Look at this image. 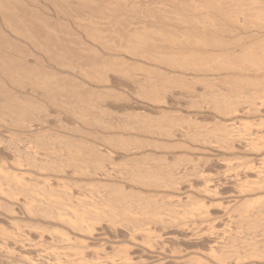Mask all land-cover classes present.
Listing matches in <instances>:
<instances>
[{
	"label": "bare ground",
	"instance_id": "6f19581e",
	"mask_svg": "<svg viewBox=\"0 0 264 264\" xmlns=\"http://www.w3.org/2000/svg\"><path fill=\"white\" fill-rule=\"evenodd\" d=\"M138 1L143 3V4L144 3L148 4V5L152 6V7L146 8V6L144 5L145 6L144 10L143 9H139V7L137 5H135L133 0H0V128H2V132L5 133V134L3 133L4 135L8 134L6 136L7 137L10 136V139H8L9 137L8 138L6 137L10 142H11V139L14 138L13 139L14 141L16 139L17 141H21L22 143H24V145H26L27 142H28V139L29 138H36L38 133L42 131L43 127L47 126V128H50L51 126H53L51 124H54V123L50 122L53 111L50 110V111H52V112H50L48 110V108L46 109L45 106L47 104H49V109L52 108L55 111H56V109H58V112H60L59 109H61V106L64 107V105H66V106L69 105L68 108H70V109L73 106V109H71L72 112H70L71 111L70 109H69L70 111H68L70 113H75L74 111H76V112L80 111L77 108L80 105V107L82 109V115L83 116L86 113H89V112L92 113L93 110H94V108H93V110L90 111L92 109L91 106L93 105V103H88L87 99L85 100V97L88 98V95L89 96L91 95V94H89L90 92L89 91L86 92L85 91L86 89L84 90L85 87L83 88V90L80 89L79 86L75 83V81H73L74 78L72 79L70 76H68L66 74H64V75L61 74L65 70L66 72H68L67 74H72V76L74 77V74L77 73L76 72V68H81L82 67V66L81 67H76L77 64H76V66L74 64L75 63L74 61H77V59H78V58L74 59V57L77 55V53H79L81 51V49L78 52L75 50L76 55H74L75 53L73 52V49H70L72 51H69L66 48V46H64L63 44L60 43L61 40H59L58 37L62 38V36L59 35V33H57L58 31H56V30L59 29V31H60V29H63V30H67V29H64L65 27L64 28H62V27L59 28V26H58V29H57V25L55 23H53V22H50L47 19L48 18L47 17L48 13L51 14L53 12L57 17L61 16L62 18L64 17V19L65 18L68 19L67 21H70L71 26L74 29V32L79 33L81 36L90 39L93 44H95V43L97 45L104 44L103 46H105V47H103V49L107 53L108 52L109 53L113 52V50H111L110 46L109 45L107 46V44H106L107 41H110V40L113 41L114 39L118 40V39H124V38L125 39H127V38L130 39V37L133 36V33L137 32L136 30L138 28L139 29L140 28L143 29V28L147 27V25L143 24V23H145L146 20H149V22H152L154 24L160 23L161 26H162V23H164V25H165L166 22L172 21V20L174 22L175 21L182 22L185 25H187L186 22H188V23H190L189 24L190 26L191 25L193 26V24H195L194 27H192V28H194L193 31L192 32L190 31L191 34H188V33H190L189 31L186 33L189 38H187V39L184 38V36H182L184 34V32H182V31H181V34L182 33L183 34L181 35V37L177 36L180 40H177L178 39L177 38L176 41H174L175 37L174 36H173L174 38L172 37L174 43L176 42V45L178 46V48H177V52L176 51H175L176 53L174 52L177 55L176 59L171 57V61H172L171 63H173V64L175 63L174 64L175 66L171 65V66H173L171 68L179 69V67H182L183 69H179V71H178L179 73L181 72L180 74H182L183 72L186 73V72L189 71V72H192V74H199V76L202 73H204V74L206 73L207 74V72H209L208 71L209 68H210L209 70H211L210 63L213 62L214 60L213 61L211 60L209 62V66L207 65V67H206L208 69H205V67L203 68V66H204L203 64H205V66H206L207 61H209V59L212 58V59L216 60V58L218 59L219 57H221L220 55L226 56L227 55L226 53L229 52L228 51V50H230L229 49V44H225V42H223V37H221L223 34H224V36L225 35H229V34L232 35V33H234L236 30H240V31L246 30V28L245 29H241V23H242V25H244V23H248L249 25H251V27L256 28L257 30L264 29V0H244V1H246L245 3L248 2L247 4L243 3V0L242 1L240 0L241 3L237 0L239 2V4L237 6L233 5L234 8H233V6H231L232 9H230L231 7L228 8L229 6H227L229 4V2L227 4L225 3V2H227L229 0H224V2L222 0H137L136 2H138ZM222 2H223V4H222ZM231 2H232V0H231ZM156 4L157 5L158 4L163 5L162 8H164L166 5L169 6L170 8L168 10L167 9L166 10L165 9H163V10H155L153 8L157 6ZM167 6H166V8H168ZM157 8H158V6H157ZM160 9H161V7H160ZM175 9H176V11H175ZM44 15H46V17H44ZM171 15H173V16H171ZM198 22H208L209 24L210 23H214V24L216 23L217 24L218 22H221V24L228 23L227 24L228 27H226V29H224V30L223 29L222 30H217L215 28L211 29L209 27L206 30V29H203L204 28V26H203V27H201V30L202 29L203 30L202 31H198L197 30L198 26L196 25V23H198ZM121 23H122V25H121ZM146 23H147V21H146ZM123 24H124V26H123ZM119 25H121L123 27L121 28V27H119ZM148 25H150V27H152L151 24H148ZM158 26H160V25L158 24ZM211 27H212V24H211ZM199 29H200V26H199ZM219 29H221V28H219ZM68 30H71V29H68ZM66 32H68V31H65L64 33H66ZM192 33H193V35H192ZM194 33H199V37L200 38L195 37L197 35L194 34ZM60 34H61V32H60ZM67 34H69V35L72 34V31L68 32ZM187 35H185V36L187 37ZM209 35L212 36L213 38L217 37V39L215 38L216 40L215 39L211 40V39H209V37H207ZM255 36L257 37L258 35L255 34ZM73 37H75V36H73ZM67 39H69V38H67ZM67 39L65 41H67ZM261 40L263 41V39H261ZM229 41H230V39H229ZM158 43H159V41H158ZM160 43H161V41H160ZM160 43L157 44V42H155V40H153L150 43L149 42L148 43H144V45L148 46V47H151L150 51H152V49L161 51L163 49L162 45L164 43L163 44H160ZM184 43H186V44H184ZM262 44H263V42H262ZM164 45H166V44H164ZM176 45H175V47H176ZM139 46H141V45H139ZM199 47H200L201 50H200V52H198V54H203L204 58L206 59V61L202 59V61L200 62V61H198L196 59L195 60L194 59H190V58L194 57L193 54L189 55L190 53L188 55H186L188 52H193V53L196 52L199 49ZM146 49H148V48H146ZM260 49H262V48H260ZM263 49H264V47H263ZM224 50H226L227 52H223ZM116 51H118V50H116ZM143 52H144V50H143ZM148 52H149V49H148ZM254 52H255L254 55L257 54L256 51H254ZM94 53H93V55L97 56L96 53L95 54ZM80 54H86V53H85V51H83ZM91 54H90V56H91ZM69 56L70 57L72 56L73 59H71V58H70L71 60L67 59V57H69ZM95 56L94 57L91 56V59L88 57L89 58L88 60H91V61H89L90 63L92 62L91 65H95L96 66V62L99 61L100 58L96 59ZM133 56H137V55L134 54ZM238 57H242V56H238ZM258 57L259 58L261 57V59H263V61L261 59L259 60V58H258V61H257L258 63H256L255 62L256 60L254 61L253 57L252 58L250 57L251 59H253L255 67H259V66L264 64V52H262L261 55L258 54ZM86 59H87V57H85V60L81 59V60L84 61V62L81 61L82 64H79L80 62H76V63H78V65H83V63L87 62V64L86 63L84 64L85 67H86V65H88V60L86 61ZM146 59L149 60L148 58H145V60ZM188 59H189L190 62L188 61ZM239 59H241V58H239ZM78 60H80V59H78ZM115 60L116 59L114 58V62H115ZM223 60L224 59H222L221 61H223ZM235 60H236V58H235ZM248 60H250V59H247V61ZM63 61L64 62L66 61L68 63V66H66V69L64 68ZM118 61L122 62L123 59L122 60L118 59L116 61V63ZM215 62H219V61L216 60V61H214V63ZM223 62H226V61H223ZM238 62H234L233 59L231 61H227L225 63L226 64V66H225L226 71H228V72L230 71L229 74H231V72L233 70L231 69L232 70L231 71L229 66L234 65V64L236 65V63H238ZM241 62H243V61L241 60L240 63ZM93 63H95V64H93ZM243 63H245V62H243ZM243 63H241V64H243ZM246 63H249V62H246ZM260 63H261V65H259ZM111 64H112V62H111ZM111 64H110V68L112 66L113 70H115V72L117 73L116 69H118V68L113 67V65H115V64H113V65H111ZM125 64H126V61H125ZM222 64L225 65L224 63H222ZM256 64L259 65V66H257ZM91 65L89 64L88 66H91ZM198 65H203V66L197 67ZM219 65H221V64L217 65L218 67H220V69L223 68V67H221ZM190 66H192V68H190ZM214 66L215 65H213L212 67H214ZM91 67H92V70H94L93 66H91ZM188 67L190 69H188ZM87 69L88 70L85 71L86 73L89 72V71L91 72V68L88 67ZM213 69H215L217 71V69H219V68L216 69V66H215V68H213ZM241 69H244V68H241ZM249 69H251V68H249ZM215 70H214V73L216 72ZM96 71H97V69H96ZM128 71L129 70H127V71L125 70L126 73ZM131 71L133 72V70H131ZM211 71L209 73H211ZM221 71L222 70H220L219 72H216V74H214V76L215 75L217 76L218 75L217 73L220 74ZM226 71H224V72L227 73ZM235 71H236V69H234L233 73H238L239 72V71L238 72H235ZM244 71H245V69H244ZM259 71L261 72L262 70L260 69ZM79 72L80 71H78V73ZM115 72H113V74L116 77L118 75V77H120L119 79L117 77V80L115 81L114 78H112V80L115 81V82H113L110 79L114 75H112L110 73L112 76L108 77L109 80L106 81V82H105V80H106V78H105L104 82L108 84L110 81H112L113 84L115 85V87L120 86V87H118L120 89H121V86L128 87V85H130L129 83H131L133 86H134V84H136V88H139V90H140V88L141 89L143 88V89H146V90L149 89V91H150V89L152 90L153 88H155L156 86L159 85L158 83H157V85L155 84V82L157 81L158 77L156 78L154 76L155 77V79H154L153 75H150L151 71L150 72L147 71V73L150 76H152L154 80H151L152 79L151 77H149V78L147 77L146 79H144L145 76H143V78L142 77L139 78V76L138 77L137 76L136 77H130V76H128L129 72L127 74L125 73L126 75H122V74H124V70L123 69H121V70L119 69V72H118L119 74H115ZM96 73H98V72H96ZM179 73H176V74L179 75ZM134 74H136V73H134V72L131 73V75H133V76H134ZM204 74H202V76ZM211 74H210L209 77L212 76ZM87 75H90V74H86V76ZM92 75H94V74H92ZM136 75H138V74H136ZM185 75H187V74H185ZM208 75H206V76H208ZM105 76H106V74H105ZM179 76L173 74L172 77H175L176 79L175 78L173 79L171 77L172 78L171 79V84L174 83L173 86L177 87L178 89L183 87L182 89L184 90V87H186L188 82L186 83V81L182 80L185 84L181 83V81H180L181 79L179 80ZM204 77H205V75H204ZM226 77H227V79H231V78H228V76H222L223 79H225ZM230 77H232V76H230ZM177 78H178V80H177ZM187 78L188 77H186V79ZM189 78L193 79V77L192 78L189 77ZM189 78H188V80H189ZM196 79H197V77H196ZM196 79H194V80L195 81H199V79L198 80H196ZM174 80L177 83L173 82ZM207 80H210V79H207ZM152 81H154V82H152ZM190 81L191 80H189V82ZM112 82L110 84H112ZM192 82H193V80H192ZM203 82H205V81L203 80ZM126 83H128V85ZM200 83H202L201 80H200ZM206 83H204V85ZM113 84L111 86H113ZM179 84H181L180 88L178 87ZM182 84L184 86H182ZM190 84H191V82H190ZM196 84L198 85V82ZM208 84H211V82L208 83ZM191 85H192L191 88H193L194 83L191 84ZM197 85H194V86H197ZM206 86L207 85H205V87ZM82 87L83 86L81 85V88ZM161 87H162V85H161ZM188 87L190 88V85ZM188 87H186V88H188ZM128 88H129V90L134 88L135 89L134 91L138 92L137 91L138 89H136L135 87L130 88V86H129ZM128 88H125V89H128ZM186 88H185V90H186ZM191 88L189 89V92H188L189 94H190ZM182 89H181V91H183ZM188 89L186 91L184 90L185 93L188 91ZM202 89H204V88H202ZM88 90H89V88H88ZM146 90L144 92L140 91L143 94L144 93L145 94L142 95V93L139 92V96H150L149 94L152 93V92L150 91V92L146 93ZM155 90H158V88H155ZM172 90H173V88H172ZM174 90H176V89H174ZM174 90L172 91L173 93H174ZM194 90H196V89H194ZM92 91L93 90H91V92ZM111 91H113V90H111ZM152 91H154V90H152ZM184 91H183V94H184ZM158 92H159V90H158ZM197 92H199V91H197ZM192 93L190 94L191 95L190 98L188 96L189 94L188 95L184 94V95H187V96L186 97L184 96L183 98H185V99L189 98V100L190 99L192 100V99H195L193 97L194 94L196 96L198 95L199 97H200V94H201V93L200 94L199 93L196 94V92H195L192 95ZM154 94H155V91H154ZM174 94L176 95V93H174ZM174 94H171L172 95V99L171 100L173 101V102L170 101L171 102V108L173 110L174 107H178L179 106L177 109H180L181 105H179V104H184V103H181L182 102L181 101L178 104L179 99H178V101H176L177 98L175 100V95ZM136 95H137V93H136ZM151 95H153V94H151ZM155 95H157V94H155ZM177 95H178V93H177ZM177 95H176V97H178ZM201 96H202V94H201ZM135 99H136V97H135ZM213 99L215 100L216 98H213ZM213 99L210 101V102H212L211 103L212 108H209V107H211V105L209 103L210 106L208 105V109H209L210 112L215 111L218 114L219 117L222 116L223 120L226 119L225 117H230L231 115H234L236 113L238 115H239V113L240 114L244 113L243 114V116H244L246 114L244 111L247 112L248 109H249V111L257 109V107L255 106L256 103L254 104L252 101L251 102H247L246 103L247 106H243L244 108L241 105L239 107V103L237 104L236 101L231 102L233 100H230L229 104H227V103H226V105L225 104H221V107H220L219 104L215 105V103H218L220 101L217 100V99L215 101H213ZM125 100H126V98H125ZM189 100H187V101H189ZM216 101H218V102H216ZM225 101L227 102L228 100L226 99ZM42 102H44L46 105L44 106L43 105L44 103L42 104ZM146 102H147V100H146ZM193 102H195V101H193ZM128 103H130V105H131V102H128ZM188 103H190V101ZM188 103H185V105H186L185 107H187ZM221 103H224V101L221 102ZM207 104H206V106H207ZM76 105H77V107H75ZM94 105H97V104H94ZM133 105L135 106V103ZM190 105H192V106H190ZM190 105H189L188 108L191 109L190 107H192V110H195L196 108L198 109L199 107H201L199 105L198 107L194 108L195 104H190ZM202 105H204V104H202ZM223 105H225V106H223ZM119 106H120V108H117V109H120L119 111L121 113L128 112L127 110L130 111L132 109L131 106H130L131 109L129 107H127V104H125V106L127 108L124 109V110L121 109V108H125V106H122L121 104L120 105L115 104V106H113V104H112V107H110V108L115 110L116 108H113V107H119ZM195 106H197V105H195ZM215 106H217V107L219 106V107L215 108ZM47 107H48V105H47ZM140 107H137V109H136L137 112H138V108L140 109ZM185 107H184V110H187L188 108L186 109ZM241 107H242V109H241ZM68 108H66V109H68ZM110 108H109V110H110ZM144 108L148 109V107H144ZM66 109H64V111ZM74 109H76V110H74ZM99 109H101V107ZM174 109H176V108H174ZM177 109L175 110V112L177 111ZM245 109H247V110H245ZM109 110H107V111H109ZM111 110H110V112H111ZM134 110H135V108H134ZM198 110L200 112L202 110V112H203V110H206V107L199 108ZM211 110H213V111H211ZM255 110H254V112H255ZM62 111H63V109H62ZM105 111H106V109H105ZM135 111H131L132 113H130V114L127 113V114L131 115V119H130L131 122L129 124L131 127H130L129 130H131L132 132L134 131L135 133L139 134L142 137L143 136L144 137L148 136L150 138V140H154V138H155L154 136H157V137L160 138L163 135L168 140H170L171 138H174L177 141L184 140L183 142H185V143L188 141L189 145H184V146H181V144H180V146L178 145V147H181V149H183V151H186V155L184 154V156H183V154H182V157L175 158V159H177L175 161H174L173 158H171V161L173 162V165H172L170 163H168V164L166 163L168 159L167 158L165 159V155L164 156L163 155L157 156V155H155V153L153 154V152L152 153H147V154L144 153L143 154V152L139 151V149H136L135 147H134V150L130 149L131 148L130 146H129L130 148L126 149L124 147L125 146L124 145L125 141H124V143L122 142L123 145L120 146L121 145L120 142L123 141L125 137H127V138H125V140L128 139V141H129V139H135V137H131L130 136L131 137L130 138L128 136H124L126 131L125 132L123 131V133H121L122 130H125V129H123V128H125V127H123L124 125H122V124H124V123H122L123 121L122 122L120 121V123H121L120 125H122V127H121L122 129H117V127H115L117 130H119V131L121 130L119 132L120 134H113V136H111V134H109L111 132H114V131H110L113 128L112 127H111L112 129H110V128L108 129V127L104 128L102 126V124H101V126L103 128L101 126H100L101 128L100 127L99 128L101 129V131L102 130L110 131V132H107L108 135L106 133V135L104 134L105 136L102 135L101 137L100 136L97 137V134H94V135H96L94 137L95 140H92L94 142L90 145V147L88 146L87 149L79 148V150H77V146H76L75 147L76 149L75 150L73 149L71 154H70V155H72V157H66L65 159H59V157H56V156L52 157V153H53L54 150L52 148H50L49 145H45L43 143L42 144H36L32 148H28L29 150H27L26 147L24 148V146H23L24 149L22 148L23 149V150L21 149L22 151L19 148H17L18 147L17 145H16L17 146L16 147L15 145L12 144L13 147H11V150L12 149L13 150L12 151L10 150V152L11 153L13 152L15 154V156L16 155L18 156L16 158H14L15 160L17 159V161H18L19 160L18 158L21 157L22 161L19 160L18 162H20V163L21 162H23V163L25 162L24 164L30 165L33 169H36L38 171H41V172L45 171V173L48 172V171H51V172H54V173H57V174H60V175L63 174V176H64L67 173L64 168L65 167H67V168L70 167L71 171L69 170V173L71 175L78 176V177L81 176V178L82 177H84V178L87 177L90 180H92L90 182V186H91L92 189L89 192L90 193V197H91V198L90 197L89 198H90V200L92 199V201L91 202H87V201H84V198H83V200H81L80 197L79 198L75 197V199H78V200H76V202L74 201L76 204L75 205L73 204L76 207V208L74 207L75 211H77L76 209H78V211H79L78 214H81V216L85 217L84 221H86V216H88L87 220L89 218L88 221L92 220L91 221L92 223H93V221H95V223H100V224L102 222L105 223L106 229L109 231L110 236H112V237L115 236V238H116V235H117V237L120 236V238L125 239L127 241V243H129L131 245V247L135 249L133 251H135V252L137 251L138 253L141 254V256L136 255V256L133 257L134 253H132V255H131L130 254V252H132L131 250H130V252L128 251V249L126 251L125 250L124 251H120L119 248H118L119 250L118 249H114L115 246L114 247H110V249L111 248L113 249L111 251H113V253L116 254L115 255L116 257L114 259L116 264H146V263L147 264H160L163 261H165L166 263L168 261L169 264H239V263H244V261H246V260H248V262L249 261H254V262H259V264L260 263L264 264V249L256 248V246L259 243V241L257 243V242H255L253 240L254 243L255 244L257 243V244L255 245L254 243H252V244L250 243L252 246L250 247L249 245H247L248 247H250L248 249H245V250H242V251L233 250L230 253H225V251H223L225 243H223V240L219 236H216L217 238L216 237L211 238V236L207 238V235L206 236L204 235L203 232L205 231L204 230L205 228L203 230L201 229V228H203L202 223L200 222L201 224H199L202 227L200 228V226H199V228H198V224L195 223L194 220L192 221V219H195V218H191L193 216H197L199 218L200 215L206 214V211H207L206 208L204 210V208L201 206V205H203L202 203H204V202H202V203L200 202L201 205L199 206L197 203H195L198 200H196L194 203H192V201L191 202H187V201H184L182 199L184 201L183 202L181 200V198L175 199L173 201L170 200L171 202L170 201H166V200L163 201L164 200L163 198H165L166 196L162 197V195L157 194L159 191L162 192V190L171 191L170 193H174V192H179L181 189H186L187 188L189 191H191L192 189H195L197 193H201L200 195H203V196H204V194L208 195V197H209V194H211L210 196L212 198L214 196H219L218 188L222 186L221 185L222 183H220L222 181H220V179L222 178L223 175L220 174L221 178H219L220 175L217 173V174H215L216 175V177H214L215 179L214 178H210V177H207V176L203 175L205 173V169L203 170L202 168L206 167V169H207L209 167L211 169L212 167H215L216 165H221V164H223L222 161L225 160V159H223L224 157L222 158V156H221V159H219L220 156L217 157V158H214V159H210V158H206L205 157V158L197 159L195 161L194 158L189 156V155H192L193 153L202 154V155H205L206 152L208 153V151H206V149H205L206 147L204 145H207L209 143L210 139L208 137H200V136L194 134V133H196L195 131L194 132H192V131L190 132V130H188V128L185 127L186 124H185L184 120L181 119V122L177 123L176 122L177 120L176 121H172V120H175L177 118L176 116H174V117H176L175 119L172 117V115H171V119L170 118H166V117H164L165 115L162 112H159L160 114L162 113L161 114V118L164 117L167 120L169 119L171 122L169 120L168 121L170 122L171 125L168 124V121L166 120L167 121L166 125L168 124V126H166L165 123H162V125L157 126L160 123V121L157 120L154 116H152V118H150L151 120L153 118L156 119V121H153V122H158L159 121L156 124V126H154V127L157 128V127L162 126V128H157L156 130H153L154 128L152 129L150 127L154 123L150 125L151 122H149L150 121L149 117L146 115L147 112H144L145 110L143 111V109L140 111V113L139 112L135 113ZM142 111L144 112V113H142L143 115H141ZM151 111H153V110H151ZM209 111L207 112V110H206L207 113H209ZM249 111L247 112V114L249 113ZM56 112H54V113H56ZM153 112L155 114L156 110L153 111ZM175 112L172 111V113H175ZM178 112L179 111H177V114H179ZM193 112H196V110L193 111ZM117 113L118 112H116V114ZM216 113H215V116L217 115ZM250 113H252V114H250ZM250 113H249V115H253V114L255 115V113H253V112H250ZM256 113H257V111H256ZM260 113H261V111L259 112V114ZM80 114H79V116H81ZM53 115H55V114H53ZM124 115H125V113L120 115V116H124ZM129 115H126V116H129ZM144 115H146L148 117V120H146L147 118L146 119L144 118ZM74 116L76 117V114ZM86 116H89V115L86 114ZM86 116L85 117H81V118H86ZM142 116H143V118L145 120H143L141 118ZM156 116H159V115L156 114ZM188 116H190V115H188ZM188 116L186 117V119L188 118ZM202 116H201V119H203ZM206 116H205L206 119L207 118L208 119L213 118L212 114H211L210 117H209V115H206ZM180 117H182V115H180ZM197 117H198V115L196 116V114L191 116V118H194L193 120H195V121L197 120ZM219 117H217V118H219ZM164 118L161 119V120L163 121ZM191 118H188L189 122H192ZM199 119H198V121H199ZM214 119H213L214 123L215 122L220 123L217 120L214 121ZM231 119H232V117H231ZM83 121H84V119H83ZM112 121H113V119H112ZM112 121H110V122H112ZM231 121H233V119ZM231 121H229L230 122L229 124H227L228 122L225 123V125L223 123L224 127H222V125H218L217 123H215L218 127L220 126L219 127L220 129H222V133H221L220 139H218L215 142V143H217V146H218V149H219V152L217 151L218 153H225V152H227V154L229 152L232 153V152L236 151L237 148L239 149V147H240V150L244 149V148L242 149V146H240L241 145V141H240L239 145L237 144V142L239 140L236 142V140L239 139L242 135L241 136H239L240 134L237 135L238 131L236 132L235 131V127H233L235 123H233V122L231 123ZM57 122H58V120L56 121V123ZM183 122H184L185 125L183 124ZM91 124L92 123H90V125ZM163 124L166 127L163 128V126H164ZM178 124H183V126L182 125L179 126ZM94 125H96V124H94ZM127 125H128V123H127ZM54 126H55V124H54ZM109 126H112V124L109 125ZM232 127L234 128V130H232L233 129ZM9 128L11 129V132L9 131ZM233 131H235L236 134ZM0 133H1V131H0ZM103 133H104V131H103ZM76 134H78V133H76ZM81 134H83L82 131H81ZM84 134H86L85 131H84ZM2 135H0V136L3 137ZM89 135H90L89 133L86 134L87 137H89ZM128 135H129V133H128ZM139 135H137V136H139ZM235 136L236 137L238 136L239 138H236ZM100 138H102V139H100ZM118 140H120V142ZM136 140H138V139H136ZM136 140L134 141L135 143H136ZM143 141L144 140H142V143H143ZM2 142H3V140L1 141V143ZM72 142H74V141H72ZM72 142H70V141L64 142L63 143L64 146L61 147V148H68V147L74 148ZM117 142H119L120 145L119 144L118 145L120 146V148L118 147V149H113L112 147H110L111 145L115 146L117 144ZM132 142H133V140H132ZM145 142L147 143L148 140L145 141ZM158 143H159L158 146L160 148H162L161 147L162 143L161 144H160V142H158ZM211 143L213 144V142H210V145H211ZM125 144H128V142H126ZM137 144H139L138 141L136 143V146H137ZM152 144H154V146H155V147H153V146L152 147L157 150L158 149L157 148V144L156 143H152ZM235 144L238 145L239 147H237ZM118 145H116V146H118ZM198 145H200V146L203 145V147H205V148H201ZM150 146H151V144H150ZM165 146H167V145H165ZM174 146H172V147H174ZM249 146H250V144H248V147ZM254 146H255L254 144H253V146H251L253 148V150L255 148ZM122 147H124L125 149L124 148L122 149ZM167 147L169 148L170 146L168 145ZM172 147H171V150H170V148H169V150L171 152L172 151L175 152L176 146L173 149H172ZM244 147H246V145ZM147 149H149V148H147ZM214 149H212V150H214ZM248 149H247V151L250 152V150H248ZM7 150H8V148H7ZM141 150H143V148H141ZM162 150L166 151L165 148L162 149ZM216 150H217V148H216ZM222 150L224 152H220ZM240 150H238V151H240ZM118 151L119 152L121 151V153H118ZM238 151H236V153ZM243 151H245V150H243ZM66 152H67V150H66ZM154 152H155V150H154ZM230 155H232V154H230ZM85 156H87L89 158V160H87V162L83 158ZM166 157H168V154L166 155ZM165 160H166V162L164 163ZM118 161H120V163L122 162V164H120L121 168L119 170L114 168V166L117 165L116 162H118ZM180 161L184 162V164H180ZM158 162L164 163L165 167H164L163 164L159 163V165H163V167H164L163 168V167L160 166L161 167L160 168L159 165L157 164ZM196 162H197V164H196ZM67 165H69V166H67ZM14 166H15V164H14ZM18 166H19V164H18ZM224 167H225V165H224ZM14 168H16V167H14ZM228 169H229L228 171H225L226 173L231 171L230 168H228ZM4 172H5V170H4ZM244 174H242V175H244ZM66 175L68 177V174H66ZM237 175H239V174H237ZM224 176H225V174H224ZM231 176H233V175H231ZM20 177H21V175H20ZM188 177L189 178L192 177V178L188 179ZM236 177H238V176H236ZM48 179H51V178H48ZM40 180L43 183V185H45L44 183H45V181H47V179L41 177ZM197 180L200 183L196 182ZM229 180H226V182L225 181L224 182L227 183ZM33 181H35V180H33ZM98 181H99V183H100V181L106 182V184H104V182H103V184L105 185L103 187L104 190H101L98 187L99 186L98 185L99 184ZM193 181L196 182V186L197 187L194 186L195 183ZM0 182L3 184V186L5 185L4 187L6 188V193H7V195H5V196H8V197H10L12 199H13L14 194H17V193L18 194L19 193L23 194L24 197L26 198L28 196H33L32 193L35 192V189H33V190L32 189H28L26 184L21 182L14 175L12 176L10 174H6L5 175V174H1L0 173ZM37 182H39V180H37ZM57 182H59V181H57ZM57 182H55L56 185L59 184ZM66 182L64 184L67 185V183H69V182H67V183ZM236 182H235V184H236ZM197 183H199L198 185L200 187L197 185ZM259 183L261 184V182H259ZM47 184H50V183H47ZM260 184L258 185V188H260ZM60 185H63V184H60ZM76 185L78 186L79 184H76ZM49 186L50 185H46V186H43L41 188V192H42L41 194H43L45 196V197H43L45 201L42 199V201L44 202L45 205H42V203H39L41 205V207H38V206L30 207L29 206V208L27 207V209H28L29 212L40 213L41 215H43V217H46L48 219L50 217L52 219L56 218V220L58 219V221H59L60 219L58 218V216L59 217L63 216V213H62L61 216L58 213L61 210L56 212L59 209L60 204L54 202L51 199L53 201L52 202L49 199V197L51 196L50 198H52V195H54V196L56 195V197H60V199L63 198V199L69 200V195H71V193L70 192L69 193L65 192V190H63V189H61V191L60 190H52V188L50 189L51 186L50 187ZM2 187H0V189ZM34 187H35V184L33 185V188ZM261 187L264 188V186H262V185H261ZM61 188H62V186H61ZM240 188H241V186H240ZM240 188H238V189L240 190ZM250 188H248V190ZM135 189H137L139 191L136 192ZM77 190L79 191L80 188H78ZM251 190L253 191L252 188H251ZM52 191H56V192L53 193ZM243 191L244 192H248L247 190L246 191L243 190ZM143 192H146V194L143 193ZM182 192H183V190H182ZM240 192L242 193V191H240ZM169 195H171V194H169ZM157 197H158L159 200H161L160 204L156 203L157 202V200H156ZM16 201H18V200H16ZM87 203H89V204H87ZM232 204H230V205H232ZM196 205H198V207ZM25 206H26V204H25ZM61 206H63V205L61 204ZM87 206L90 207L89 209H91V210H88V208L85 209V207H87ZM193 206H196V207L194 208ZM182 207L184 209H182V210H178L177 209V208H182ZM185 207L189 208L190 210H186L185 211ZM60 208L62 209V207H60ZM259 209L261 210L260 207H259ZM62 210L65 211L64 208ZM194 210H196L197 213L194 212ZM193 212L196 213V214H194ZM133 215H135V217H136V215L142 216V219L140 217L141 220H139V219L135 220V217H134V220H133L131 218V217H133ZM261 215H263V214H261ZM0 217H1V215H0ZM208 217H209V215H208ZM259 219H260V217H259ZM45 221H47V220H45ZM201 221H203V220H201ZM72 223L73 222H71V224ZM81 223H83V219L82 220L80 219V221L78 223H75V225H77V227H79V228L75 227V229H81L80 228L82 226ZM258 223H260V225L264 224V218L260 222L258 220L255 223L258 226H260ZM59 224H61V222ZM68 224H69V221H68L67 225ZM100 224H99V226H100ZM88 225H91V224H88ZM194 225H197V227H196V228H198L197 230H195V226ZM250 225H252V224H250ZM69 226H70V224H69ZM102 226H100V228ZM105 226L102 227V230L105 228ZM168 226L171 227L170 229L172 231L174 230V232L175 231L178 232L177 233L178 235H174L172 233L168 234L169 232H167L168 235H166L165 231H166V228ZM193 226H194V229H193ZM262 226H264V225H262ZM72 227H73V225H72ZM91 227H94V226L91 225ZM119 228H121V229H119ZM206 229H209V228L207 227ZM94 230H95V228H94ZM98 230H96V231H98ZM102 230H100L101 233H102ZM107 230H105V231L103 230L105 232L104 234H106ZM119 230L122 231V233H121L122 236L119 235ZM184 230H185V232H191V233H188L186 235V234H184ZM163 231H164V234H163ZM61 232H62V230H61ZM160 232H162L163 236L160 235ZM200 232H202V233H200ZM3 233H4V231L2 232V234ZM11 233H12V231H11ZM156 233H159L160 236H158V234H156ZM51 234H53V233H51ZM195 234H196V236L198 234L199 238H201V240H200L201 242H203V241L205 242V240L207 239V243H205V244H207V245H205L207 248L205 247L203 251L201 250L202 252L201 251H199L198 253L197 252H193L194 250H197L196 247L194 248V245L198 243L197 241H199V240H197L198 239L197 237H196V239L193 238V237H195ZM60 235H61V233H60ZM213 235H214V233H213ZM3 236L5 237V236H8V235H6V234L4 235L3 234ZM57 237H56V241H57ZM67 237H69V236H67ZM1 238L2 239L0 240V242L3 240L2 236H1ZM7 238L8 237H6L4 239H7ZM114 239L112 238L111 240L113 241ZM117 239H119V238H117ZM60 241H61V239H60ZM180 241L185 243V246L188 245L186 247V249L185 248L181 249L183 247H182V244H179ZM65 242H66V240H65ZM5 244H3V245H5ZM7 244H9V243L7 242ZM168 244L171 245V246H169L170 248L168 247L169 249H167V245ZM21 245L22 244H20V247H18L19 244L17 245L18 249H21V247L23 248V246H21ZM202 246H204V245H202ZM141 247H142L143 250H140ZM0 248L3 249L1 245H0ZM23 249L25 251H28V250L25 249V247ZM23 249H21V250H23ZM129 249H131V248H129ZM187 249L188 250L191 249V251H186ZM4 250H1V251L3 252ZM168 250H171V251H169L171 257L168 256L169 254H167ZM185 251L187 253L188 252H190V253L193 252L192 254H193V256L194 255L195 256L192 258L191 257L192 255L191 256L189 255L186 258V257H184L185 255H183L185 253ZM14 252H16V251H14ZM30 252H31V250H30ZM88 252H90V251H88ZM31 253H33V252H31ZM87 253H86V255L88 256ZM110 253H104V254L109 256ZM113 253L110 254V255L112 256ZM3 254H4V252H3ZM94 255H95V253H94ZM108 256H107V258H108ZM83 257H85V256H82V259H83ZM88 257H90V256H88ZM94 257H96V255ZM166 257H168L169 260L167 258L166 259L167 261H166L164 259ZM6 258H8V257H6ZM23 258L25 259L27 257L23 256ZM104 258H105V255H104ZM113 258H114V256H113ZM24 259H23V261H25ZM99 259H100L99 260V262H100L101 258H99ZM20 260H22V257L20 258ZM28 260H26L23 263L26 264L28 262ZM76 260H78V259H76ZM135 260H137V261H135ZM2 261H3V259H2ZM4 261H8V259L7 260L4 259ZM29 261L31 262V259ZM36 261H37V259H36ZM42 261H41V264H42ZM85 261H86V259H85ZM106 261L109 262L107 259H106ZM9 263L6 262L5 264H9ZM33 263H35V262H33ZM38 263H40V262H38ZM46 263L49 264L48 261ZM102 263L104 264V262H102ZM109 263H112V261H110ZM27 264H29V262ZM30 264H32V262ZM97 264H99V263H97Z\"/></svg>",
	"mask_w": 264,
	"mask_h": 264
},
{
	"label": "rangeland",
	"instance_id": "374dc122",
	"mask_svg": "<svg viewBox=\"0 0 264 264\" xmlns=\"http://www.w3.org/2000/svg\"><path fill=\"white\" fill-rule=\"evenodd\" d=\"M134 1V3H135V5H137L138 7H139V9H145V6H146V8H150V7H152V6H150V5H148V4H143V3H141V2H136L135 0H133ZM223 2H224V0H222ZM240 3H241V1L240 0H238ZM237 0H232V2H231V0H229V1H227V2H225L226 4L229 2V4L227 5V6H229L228 8H230L231 6H233V5H238L239 4V2H238ZM223 2H222V4H223ZM238 2V3H237ZM246 1H244L243 0V3H245ZM137 3V4H136ZM248 3V2H247ZM247 3H245V4H247ZM141 4V5H140ZM145 5V6H144ZM157 5V4H156ZM157 6H158V8H157ZM156 7H154L153 9H155V10H163V9H169L170 7L169 6H167L168 8H166V6L164 7V8H162L163 7V5H161V4H158ZM160 7H161V9H160ZM172 8V7H171ZM233 8H234V6H233ZM236 8V7H235ZM173 9V8H172ZM230 9H232V7L230 8ZM149 10V9H148ZM171 10V9H170ZM175 11H176V9H175ZM54 13L52 12L51 14L50 13H48L47 14V19L50 21V22H53V23H55L56 25H57V29H58V26H59V28L60 27H62V28H64V29H67V30H63V29H60V31H59V29L58 30H56V31H58L57 33H59V35H61L62 36V38H60V37H58L59 38V40H61V44H63L64 46H66V48L69 50V51H72V50H70V49H73V52L75 53L74 55H76V52H75V50L78 52L80 49H81V51L83 52V51H85V53L87 54H80V53H82L81 51L79 52V53H77V55L74 57V59H76V58H78V59H80V60H78L77 59V61H74L73 63L75 64V66H76V64H77V66L76 67H81V68H76V72L77 73H75L74 74V77L72 76V74H67L68 72H66L65 70L61 73L62 75H64V74H66V75H68V76H70L72 79H73V81H75V83L79 86V88L80 89H82L83 90V88H84V90L87 92V91H89L88 93L89 94H91L90 96L88 95V98H86L85 97V100L87 99V102L88 103H93V107L91 106V110L90 111H92L93 110V108H94V110H93V112L92 113H86L87 115H89V116H86V114L83 116L82 115V109H81V107H80V105L77 107V105L75 106V107H77L80 111H78V112H76V111H74L75 113H70V112H72V110L71 109H73V106H72V108L70 109V108H68L69 107V105H64V107H62L61 106V109H59V111L60 112H58V109H56V111L54 110V109H52V108H50L49 109V104H47L48 105V107H47V105L44 103V102H42V104L46 107V109L48 108V110L50 111V110H52L53 111V113H52V116H51V120H50V122L51 123H54L55 124V126L57 127H55L54 126V124H51V125H53V126H51L50 128H47V126L46 127H43L42 128V131L41 132H39L38 133V135H37V137L36 138H29L28 139V142H27V144L26 145H24V143H22L21 141H17L16 139H15V141L13 140L14 138H12L11 139V142L8 140V139H10V136H6V135H8V134H6V135H4L5 133L4 132H2V128H0V131H1V133H0V135H2L3 133V137H1L0 138V173L1 174H10V175H14L17 179H19L21 182H23V183H25L26 184V186H27V188L28 189H35V192L34 193H32V195L33 196H28V197H24V195L23 194H21V193H17V194H14V196H13V199L12 198H10V197H8V196H5V195H7V193H6V188L3 186V184L1 183L0 184V187H2L1 189H0V215H1V217H0V240L2 239L1 238V236L3 237V240L0 242L1 244V246H2V248L3 249H1V250H4L3 252H4V254H3V252L0 250V264H5L6 262H10L9 264H25V263H23V262H25L26 260H30L31 259V262H32V264H37L38 262H40V263H38V264H41V261H42V264H45L47 261H48V263L49 264H97V263H99V264H103L102 262H104V264H116L115 263V255L116 254H114L113 253V251H111V250H113L112 248L110 249V247H114V249H120V251H126L127 249H128V251L130 252V250L132 251V252H130V254L132 255V253H134L133 254V257L134 256H136V255H138V256H141V254L140 253H138L137 251L135 252V251H133V250H135L134 248H132L131 247V245L129 244V243H127V241L125 240V239H123V238H120V236H118L117 237V235H116V238H115V236L114 237H112V236H110V233H109V231L106 229V226H105V223H95V221H93V223L91 222L92 220H90V221H88L89 220V218H88V220H87V217L88 216H86V221H84L85 219V217H83V216H81V214H78L79 213V211H78V209H76L77 211H75V209H74V205L76 204L75 202H76V200H78V199H75V197H77V198H81V200H83V198H84V201H87V202H91L92 201V199L90 200V190L92 189L91 188V186H90V182L92 181V180H90L89 178H87V177H82L81 178V176H74V175H71L70 173H69V170L71 171V169H70V167L69 168H67V167H65L64 169L66 170V174H68V177H67V175L65 176H63V174L62 175H60V174H57V173H54V172H51V171H48V172H46L45 173V171H38V170H36V169H33L30 165H26V164H24L23 162H18L19 160H21V157L20 158H18L19 160L17 161V159L15 160L14 158H16V157H18L17 155L15 156V154L12 152H10V150H11V147H13V145H17L16 147L17 148H19L20 150L23 148V146H24V148L26 147V149L27 150H29L28 148H32L34 145H36V144H45V145H49V147L50 148H52L54 151H53V153H52V157H59V159H65L66 157H72V155H70L71 154V152H72V150L74 149H76L75 147L77 146V150H79V148H85V149H87L88 148V146L90 147V145L94 142V141H92V140H95V136L96 135H94V134H97V137H101L102 135H106V133L107 132H110V131H114V132H111V133H109V134H111V136H113V134H120L119 132L121 131H119V130H117V129H122L121 127H122V125H124L123 127H125V128H123V129H125V130H122V132L121 133H123V131L125 132V134H124V136H128V137H135V139H129V141H128V139H126L125 140V138H127V137H125L124 138V140L123 141H121L120 142V140H118L119 142H120V144H119V142H117V144L116 145H120V146H122L123 145V143H124V141H125V143L126 142H128V144H125L124 143V147L127 149V148H130V149H132V150H134V147L136 148V149H139V151H141V152H143V154L144 153H152L153 152V154L155 153V155H157V156H159V155H165V159L167 158L168 160H167V162H166V160L164 161V163L166 162L167 164L168 163H170V164H172L173 165V162L171 161V158H173L174 159V161L175 160H177V159H175V158H177V157H182V154H183V156H184V154L186 155V151H183V149H181V147H178V145L180 146V144H181V146H184V145H189L188 144V141L185 143V142H183L184 140H182V141H177L176 139H174V138H169L170 140H168V139H166V137H164L163 135L159 138V137H157V136H154L155 138H154V140H150V138L147 136H140L139 134H137V133H135L134 131L132 132L131 130H129L130 129V122H131V115H129L130 113H132L131 111H135L136 109H137V107H140V109L142 108L143 109V111L144 112H147V116L149 117V122H151L150 123V125L151 124H153V125H151V127L150 128H154L153 130H156L157 128H162V126H160V127H157V128H155L154 126H156V124L160 121V123L157 125V126H159V125H162V123H165V125H166V123H167V121L169 120H167L166 118H170L171 119V115H172V117L175 119L176 117L178 118H176L175 120H172V121H176L177 123H180L181 122V119L182 120H184L185 121V124H184V122H183V124L185 125V127L186 128H188V130H190V132L192 131V132H196V133H194V134H196V135H198V136H200V137H208L209 139V143L207 144V145H204L205 147H203V145H198V146H200L201 148H205L206 149V151H208V153L206 152V154L205 155H202V154H196V153H193L192 155H189V156H191L192 158H194L195 159V161L197 160V159H200V158H210V159H214V158H217V157H219V159H221V156H222V158L223 159H225L224 161H222V163L223 164H221V165H216L215 167H212L211 169L209 168H207L206 169V167L205 168H202L203 170L205 169V173L203 174V175H205V176H207V177H210V178H214V177H216V175L215 174H221V175H223L222 176V178H221V175H220V177L219 178H221L220 179V181H222V182H220V183H222L220 186L221 187H219L218 188V192H219V196H214L213 198L210 196L211 194H209V197H208V195H206V194H204V196L203 195H200L201 193H197L196 192V190L195 189H192L191 191H189L186 187V189H181L179 192H174V193H170L171 191H164V190H162V192H158L157 194H160V195H162V197H165V198H163L164 200L163 201H170V200H175V199H178V198H181V200L183 199L184 201H187V202H191L192 201V203H194L196 200H198V201H196L195 203H197L199 206L201 205V203L202 202H204V203H202L203 205H201L203 208H204V210H205V208H206V214H202V215H200V217L198 218L197 216H193V217H191V218H195V219H192V221L194 220L195 221V223H197L198 224V228H199V226H200V228L202 227L201 225H199V224H201L202 223V225H203V228H201L202 230L204 229L205 231L203 232L204 233V235L206 236L207 235V238L208 237H210L211 236V238H214V237H216V236H219L222 240H223V243H225V246H224V248H223V251H225V253H230V252H232L233 250H240V251H242V250H245V249H248V248H250L252 245V243H254V241L255 242H257L258 243V241H259V243L257 244V246H256V248H259V249H264V226H262V225H264V224H262V225H260V223H258L260 226H258L257 224H255L258 220H259V222L264 218V188L263 187H261V185L262 186H264V64L263 65H261V63L259 64V65H261V66H259V65H257V66H259V67H255L254 66V61L256 62V63H258L257 61H258V54H262V52H264V49H263V47H264V29H262V30H257L256 28H253V27H251V25H249L248 23H244V25H242V23H241V29H245L246 28V30H242V31H240V30H236L234 33H232V35L231 34H229V35H225L224 36V34L221 36V37H223V42H225V44H229V49L230 50H228L229 52L228 53H226L225 55L226 56H222V55H220L221 57H219L218 59L216 58V60H218L219 62H215L214 63V61H216L215 59H209V61H207V64H206V66H205V64H203V65H198L197 67H199V66H203V68L205 67V69H208V68H206L207 67V65L209 66V62L212 60H214L213 62H211L213 65H215L216 66V69L217 68H219V69H217V71L215 70V69H213V68H215V66L214 67H212L213 65L210 63V66H211V70L213 71H211V70H209L208 69V71L210 72L211 71V73H209V72H207V74L205 73H202V74H204L205 75V77H204V75L202 76V74L199 76V74H192V72H186V73H182V74H180L178 71H179V69H183L182 67H179V69H174V68H171V67H173V66H175L173 63H171L172 61H171V57H173V58H175L176 59V57H177V55L175 54L176 52H177V48H178V46L176 45V42L174 43V41H176V39L178 38V37H181V35L183 34H181V31L182 32H184V34L182 35V36H184V38H189L188 37V35L186 34L188 31L190 32H192L193 31V29L194 28H192V27H194V25L195 24H193V26L191 25H189L190 23H188V22H186V24L187 25H185L184 23H182V22H178V21H168V22H166L165 23V25H164V23H162V26H161V24L160 23H156V24H154V23H152V22H149V20H146L147 21V23H146V21H145V23H143V24H145V25H147V27H145V28H138L136 31V33H133V36H131L130 37V39H114L113 41H107V46L109 45L110 46V48H111V50H113V52H111V53H107V52H105L104 51V49H103V47H105V46H103L104 44H102V45H97L96 43L95 44H93L92 42H91V40L90 39H88V38H85V37H83V36H81L79 33H76V32H74V29H73V27L71 26V23H70V21H67L68 19H64V17L62 18L61 16H56L55 14L53 15ZM56 18H55V17ZM171 16H173V15H171ZM44 17H46V15H44ZM171 22V23H170ZM174 22V23H173ZM168 23V24H167ZM178 23V24H177ZM61 26H60V25ZM148 24H151L152 25V27H150V25H148ZM158 24L160 25V26H158ZM180 24V25H179ZM182 24V25H181ZM192 24V23H191ZM211 24H212V27H211ZM227 24L228 23H224V24H221V22H218L217 24L215 23H208V22H198V23H196V25L198 26L196 29L198 30V31H202L203 29H206L207 30V28H211V29H213V28H215V29H217V30H224V29H226V27H228L227 26ZM121 25H122V23H121ZM121 25H119V27H123L124 26V24H123V26H121ZM185 25V26H184ZM189 25V26H188ZM240 25V24H239ZM199 26H200V29H199ZM204 26V28L201 30V27H203ZM244 26V27H243ZM67 27V28H66ZM223 27V28H222ZM225 27V28H224ZM243 27V28H242ZM248 27V28H247ZM219 28H221V29H219ZM252 28V29H251ZM68 29H71V30H68ZM183 29V30H182ZM192 29V30H191ZM249 31H248V30ZM65 31H68V32H70V31H72V34H67L68 32H66V33H64ZM60 32H61V34H60ZM191 32L190 33H188V34H191ZM224 32V31H223ZM241 32V33H240ZM245 32V33H244ZM263 33V34H262ZM77 34V35H76ZM194 34H196L197 36H195V37H197V38H200L199 37V33H194ZM255 34L256 35H258L257 37L255 36ZM185 35H187V37L185 36ZM192 35H193V33H192ZM67 36V37H66ZM73 36H75V37H73ZM175 37V39H174V41H173V38ZM178 36V37H177ZM251 36V37H250ZM260 36V37H259ZM71 37V38H70ZM173 37V38H172ZM207 37H209V39H217V37H212V36H207ZM254 37V38H253ZM67 38H69V39H67ZM74 38V39H73ZM172 38V39H171ZM183 38V37H182ZM183 38V39H184ZM67 39V41H65ZM87 39V40H86ZM157 39V40H156ZM215 39V40H216ZM229 39H230V41H229ZM261 39H263V41L261 40ZM153 40H155V42H157V44H159L160 43V41H161V43L160 44H166V45H162V47H163V49L161 50V51H158V50H154V49H152V51H150L151 50V47H148V46H145L144 45V43H150V42H152ZM177 40H180L179 38L177 39ZM182 40V39H181ZM145 41V42H144ZM158 41H159V43H158ZM65 42V43H64ZM111 42V43H110ZM252 42V43H251ZM262 42H263V44H262ZM77 44V45H76ZM143 44V45H142ZM184 44H186V43H184ZM118 45V46H117ZM139 45H141V46H139ZM175 45H176V47H175ZM256 45V46H255ZM115 46V47H114ZM139 46V47H138ZM255 46V47H254ZM141 47V48H140ZM172 47V48H171ZM262 48V49H260V48ZM78 50H77V49ZM139 48V49H138ZM146 48H148L149 49V52H148V49H146ZM254 48V49H253ZM93 49V50H92ZM144 50V52H143V50ZM146 49V50H145ZM257 49V50H256ZM95 50V51H94ZM116 50H118V51H116ZM200 47H199V49L196 51V52H188L186 55H188L189 53V55H191V54H193L194 55V57L193 58H190V59H196V60H198V61H202V59L203 60H205L206 61V59L204 58V55L203 54H198V52H200ZM96 53V55L97 56H95V55H93V53L94 52ZM137 51V52H136ZM176 51V52H175ZM254 51H256V53L257 54H255L254 55ZM130 52V53H129ZM134 52V53H133ZM148 52V53H147ZM175 52V53H174ZM223 52H227L226 50H224ZM92 53V54H91ZM94 53V54H95ZM116 53V54H115ZM129 53V54H128ZM89 54V55H88ZM90 54H91V56H95L96 57V59H98V58H100L99 59V61H97L96 62V66L95 65H91L92 64V62L90 63L89 61H91V60H88L89 58L91 59V56H90ZM109 56H108V55ZM113 54V55H112ZM134 54H136L137 56H133ZM242 54V55H241ZM99 55V56H98ZM257 55V56H256ZM79 56V57H78ZM82 56V57H81ZM238 56H242V57H238ZM256 56V57H255ZM85 57H87V59H86V61L88 60V65L90 64L91 66H93V68H94V70H92V67L91 66H88V65H86V67H85V63L87 64V62H85V63H83V65H78V63H76V62H80L79 64H82L81 63V61L82 62H84L83 60H85ZM89 57V58H88ZM253 57V59H254V61H253V59H251V58ZM73 59L72 58V56L70 57H67V59ZM114 58L116 59L115 60V62H114ZM145 58H148L149 60H145ZM235 58H236V60H235ZM239 58H241V59H239ZM70 59V60H71ZM81 59H83V60H81ZM118 59H120V60H122L123 59V61L121 62V61H118L117 63H116V61L118 60ZM222 59H224L223 61H231L232 59L234 60V62H238V63H236V65L234 64V65H231V66H229V68H230V70L232 69L233 71H234V69H236V71L235 72H238V73H233V71L231 72V74H229L230 73V71L228 72V71H226V69H225V66H226V62H223V61H221ZM239 59V60H238ZM247 59H250V60H248L247 61ZM261 59V57L259 58V60ZM113 60V61H112ZM243 61V62H245V63H243V62H241V63H243V64H241L240 63V61ZM262 61H263V59H261ZM125 61H126V64H125ZM188 61H189V59H188ZM187 61V62H188ZM111 62H112V64H111ZM130 62V63H129ZM164 62V63H163ZM174 62V61H173ZM190 62V61H189ZM188 62V63H189ZM224 63L225 65H223L222 63ZM233 62V61H232ZM246 62H249V63H246ZM251 62V63H250ZM253 62V63H252ZM121 63V64H120ZM124 63V64H123ZM71 64V63H70ZM69 64V65H70ZM73 64V65H74ZM93 64H95V63H93ZM110 64L111 65H113V64H115V65H113V67H116V68H118V69H116V71H117V73L115 72V70H113V68H112V66H111V68H110ZM131 64V65H130ZM134 64V65H133ZM218 64H221V65H219V66H221V67H223V68H221L220 69V67H218L217 65ZM228 64V63H227ZM245 64V65H244ZM63 65H64V68L66 69V66H68V63L65 61H63ZM171 65H173V66H171ZM95 66V67H94ZM122 66V67H121ZM124 66V67H123ZM233 66V67H232ZM91 68V72L89 71V72H85V71H87L88 69L87 68ZM235 67V68H234ZM246 67V68H245ZM83 68V69H82ZM190 68H192V66H190ZM189 67H188V69H190ZM241 68H244L245 69V71H244V69H241ZM249 68H251V69H249ZM96 69H97V71H96ZM119 69L121 70V69H123L124 70V74H122V75H126L128 72V76H130V77H138L139 76V78L140 77H142L143 78V76H145V78L144 79H146L147 77L149 78V77H151L150 79L151 80H154L155 79V77L157 78L158 77V79L160 80H158L157 79V81L155 82V84L157 85V83L159 84L158 86H156L155 88H158V90H159V92H158V90H155V88H153L152 90H154L155 91V94H157V95H155L154 94V91H152L151 89H150V91L152 92V93H150L149 95L151 96H139V92L140 91H142V92H144L146 89H141L140 88V90H139V88H136V84H134V86L131 84V83H129L130 85H128V83H126L127 85H128V87L130 86V88H132V87H135L136 89H138L137 91L138 92H136V91H134L135 89L133 88V89H131V90H129V88L128 87H126V86H124L125 88H128V89H125L123 86H121V89L120 88H118V87H120V86H117V87H115V85L113 84V82H115L116 80H117V77H118V75H117V77L113 74V72H115V74H119L118 72H119ZM137 69V70H136ZM175 71H174V70ZM238 69V70H237ZM248 69V70H247ZM262 70L261 72L259 71V70ZM80 71L79 73H78V71ZM125 70L127 71V70H129L127 73L125 72ZM131 70H133V72L134 73H136V74H138V75H136V74H134V76L133 75H131V73H133ZM135 70V71H134ZM172 70V71H171ZM214 70L216 71V72H219L220 70H222L221 72H220V74L219 73H217L218 75L216 76H214V74H216V72L214 73ZM226 71L227 73H225L224 71ZM243 70V71H242ZM257 70V71H256ZM93 71V72H92ZM147 71L148 72H150L151 71V74L150 75H153V77H154V79H153V77L152 76H150L148 73H147ZM177 71V72H176ZM96 72H98V73H96ZM131 72V73H130ZM224 72V73H223ZM82 73V74H81ZM112 75H114V76H112ZM126 73V74H125ZM176 73H179V75L178 74H176ZM259 75H258V74ZM262 73V74H261ZM86 74H90V75H87L86 76ZM92 74H94V75H92ZM103 74V75H102ZM105 74H106V76H105ZM145 74V75H144ZM173 74H175V75H177V76H179V80L181 81V83H183V84H185L183 81H186V83H187V85H186V87H188L189 85H190V88L192 87V85L191 84H193L194 83V85H197L196 83L198 82V85L197 86H194L193 85V88L194 89H196L197 91H199V92H197L196 90H194L193 88H191V91L193 92H191L190 91V94L192 93V95L196 92V94L197 93H201L202 94V96H201V94H200V97L197 95H195L194 94V98L195 99H190L189 100V98H190V94L188 93L189 92V89L188 88H186V87H184V90H185V88H186V90L188 89V91L185 93V91L182 89L183 87H181L180 88V85L181 84H179V88L180 89H178L177 87H175V86H173V82H175V80L172 82L173 84H171V79L173 78H175V77H172L173 76ZM185 74H187V75H185ZM209 74V75H208ZM210 74L212 75L211 77H209L210 76ZM237 74V75H236ZM100 75V76H99ZM108 75V76H107ZM142 75V76H141ZM172 75V76H171ZM182 75V76H181ZM191 75V76H190ZM194 75V76H193ZM197 75V76H196ZM206 75H208V76H206ZM112 76V77H111ZM199 76V77H198ZM222 76H228V78H231V79H227V77L225 78V79H223L222 78ZM230 76H232V77H230ZM237 76V77H236ZM108 77H111V79L110 80H112V78H114V80H112V81H110L108 84L107 83H105L106 81H108L109 80V78ZM127 77V76H126ZM172 77V78H171ZM183 79H182V78ZM186 77H193V79H190L189 78V80H191L190 82H191V84H190V82H189V80H188V78L186 79ZM196 77H197V79H196ZM202 79H201V78ZM213 77V78H212ZM216 77V78H215ZM83 78V79H82ZM105 78H106V80H105ZM120 77H118V79H119ZM220 80H219V79ZM176 79V78H175ZM194 79H196V80H198L199 79V81H195ZM207 79H210V80H207ZM236 79V80H235ZM100 80V81H99ZM104 80H105V82H104ZM129 80V79H128ZM177 80H178V78H177ZM183 80V81H182ZM192 80H193V82H192ZM200 80H201V82L202 83H200ZM203 80L205 81V82H203ZM245 80V81H244ZM103 81V82H102ZM150 81V80H149ZM179 81V82H180ZM241 81V82H240ZM112 82V84H113V86H111L112 84H110ZM152 82H154V81H152ZM196 82V83H195ZM207 82V83H206ZM211 82V84H208V83H210ZM240 82V83H239ZM96 83V84H95ZM175 83H177V82H175ZM204 83H206L205 85H207L206 87H205V85H204ZM102 84V85H101ZM182 84V86H184ZM202 84V85H201ZM81 85L83 86L82 88H81ZM97 85V86H96ZM161 85H162V87H161ZM172 85V86H171ZM176 85V84H175ZM178 85V84H177ZM201 85V86H200ZM204 85V86H203ZM113 87V88H112ZM138 87V86H137ZM88 88H89V90H88ZM111 88V89H110ZM124 88V89H123ZM148 88V87H147ZM172 88H173V90L174 89H176V90H174V93H176V95H177V93H178V97H176V95L172 92L173 90H172ZM202 88H204V89H202ZM95 89V90H94ZM110 89V90H109ZM181 89L184 91V94H187L188 96H189V98L188 99H185V98H183L184 96L186 97L187 95H184L183 94V91H181ZM91 90H93L92 92H91ZM107 90V91H106ZM111 90H113V91H111ZM239 90V91H238ZM130 91V92H129ZM133 91V92H132ZM149 91V89L148 90H146V93L147 92H150ZM137 93V95H136V93ZM142 92H140V93H142ZM94 94V95H93ZM145 94V93H144ZM143 93H142V95H144ZM151 94H153V95H151ZM171 94H174L175 95V100H176V98H177V100L176 101H178V99H179V101H178V104L181 102V103H184V104H179V105H181V108L180 109H177L178 107H174V108H176L177 109V111H179L178 113L179 114H177V111L175 112V110L176 109H174L173 108V110H172V108H171V102H173L171 99H172V95ZM240 94V95H239ZM242 94V95H241ZM147 95V94H146ZM180 95V96H179ZM258 95V96H257ZM196 96V97H195ZM242 96V97H241ZM93 97V98H92ZM135 97H136V99H135ZM145 97V98H144ZM174 97V96H173ZM256 97V98H255ZM113 98V99H112ZM125 98H126V100H125ZM213 98H216L217 100H219L220 102H218V101H216V102H218V103H215V105H217V104H219V106L221 107V104H225L226 105V103L227 104H229V101L230 100H233V101H231V102H234V101H236L237 102V104L239 103V107H240V105L243 107V106H247V102H253L254 104H255V106L257 107V109L255 110V112H254V110H251V111H249V109L247 110V109H245V110H247V112L249 111V113L250 112H253V113H255V115L253 114V115H249V113L247 114V112L246 111H244L246 114L243 116V114H240L239 113V115L236 113V114H234V115H229L230 117H225L226 119H224L223 120V118H222V116H218V114L215 112V111H213V110H211V111H213V112H210L209 111V109H208V105H209V103H210V105H211V103L212 102H210ZM89 99V100H88ZM163 99V100H162ZM184 99V100H183ZM215 99V100H216ZM227 99L228 101L226 102L225 100ZM236 99V100H235ZM120 102H119V101ZM136 100V101H135ZM143 100V101H142ZM146 100H147V102H146ZM187 100H189L190 101V103H188L189 101H186ZM214 99H213V101H215ZM248 100V101H247ZM250 100V101H249ZM131 102V105H130V103H128V102ZM169 101V102H168ZM171 101V102H170ZM185 101V102H184ZM193 101H195V102H193ZM224 101V103H221V102H223ZM95 102V103H94ZM125 102V103H124ZM135 103V106L133 105L134 103ZM146 102V103H145ZM230 102V103H231ZM41 103V102H40ZM152 103V104H151ZM185 103H188L189 105L190 104H195V105H197V106H195L194 105V108H196V107H198L199 105L201 106V107H199V108H203V107H206V110H207V112L209 111V113H207L206 112V110H203V112H202V110H201V112L196 108L195 110H196V112H193V111H195V110H192V107H190L191 109H189L188 107H189V105L187 104V107H185L186 105H185ZM208 103V104H207ZM258 103V104H257ZM94 104H97V105H94ZM112 104H113V106H115V104H117V105H122V106H125V104H127V107H129L130 108V106H131V110L129 111V110H127L128 112H124L125 113V115L124 116H120V115H122V114H124V113H121L119 110L120 109H117V108H120V106L119 107H113V108H116L115 110L114 109H112V108H110V107H112ZM124 104V105H123ZM129 104V105H128ZM151 104V105H150ZM173 104V103H172ZM202 104H204V105H202ZM206 104H207V106H206ZM214 104V103H213ZM246 104V105H245ZM137 105V106H136ZM174 105V104H173ZM187 109V110H184V107ZM209 105V106H210ZM225 105H223V106H225ZM161 106V107H160ZM190 106H192V105H190ZM203 106V107H202ZM214 106V105H213ZM218 106V107H219ZM97 107V108H96ZM101 107V109H99V108ZM110 108V110H111V112H110V110H109V108ZM126 106H125V108H121V109H126L127 108ZM144 107H148V109L146 108H144ZM217 106H215V108H216ZM217 107V108H218ZM242 107H241V109H242ZM255 107V108H256ZM66 108H68V109H66ZM76 108V109H77ZM104 108V109H103ZM134 108H135V110H134ZM209 108H212V105H211V107H209ZM244 108V107H243ZM62 109H63V111H62ZM64 109H66L65 111H64ZM71 111H70V110ZM76 109H74V110H76ZM77 109V110H78ZM105 109H106V111H105ZM139 108H138V112L140 113V111L142 110H140ZM239 109V108H238ZM107 110H109V111H107ZM117 110V111H116ZM151 110H153V111H155L156 110V112H155V114H154V112L153 111H151ZM181 110V111H180ZM198 110V111H197ZM52 111H50V112H52ZM68 111H70V112H68ZM88 111V110H87ZM122 111V110H121ZM141 112V115H143L142 113H144V112ZM172 111L173 112H175V113H172ZM221 111V110H220ZM256 111H257V113H256ZM261 111V113L259 114V112ZM54 112H56V113H54ZM116 112H118L117 114H116ZM123 112V111H122ZM137 112V110L135 111V113H138ZM159 112H162L165 116L164 117H166V118H164V117H162L161 118V114L159 113ZM198 112V113H197ZM81 113V114H80ZM121 113V114H120ZM127 113H129V114H127ZM149 113V114H148ZM204 113V114H203ZM206 113V114H205ZM215 113L217 114L216 116H215ZM53 114H55V115H53ZM76 114V117L74 116ZM79 114L81 115V116H79ZM92 114V115H91ZM151 114V115H150ZM156 114H158L159 116H156ZM194 114H196V116L198 115V117H197V122L195 121V120H193L194 118H191V116L192 115H194ZM211 114H212V117L213 118H210V119H206V115H209V117L211 116ZM250 114H252V113H250ZM116 115V116H115ZM126 115H129V116H126ZM146 115H144V118L146 119V120H148V117L146 116ZM180 115H182V117H180ZM188 115H190V116H188ZM203 115V116H202ZM78 116V117H77ZM86 116V118H81V117H85ZM118 116V117H117ZM135 116V115H134ZM152 116H154L157 120H159L158 122H153V121H156V119H150V118H152ZM163 116V115H162ZM174 116H176V117H174ZM184 116V117H183ZM188 116V118H191V121L192 122H189V119L187 118L186 119V117ZM200 116V117H199ZM201 116H202V118L203 119H201ZM206 116V117H205ZM215 116V117H214ZM234 116V117H233ZM236 116V117H235ZM57 117V118H56ZM73 117V118H72ZM75 117V118H74ZM117 117V118H116ZM205 117V118H204ZM217 117H219V118H217ZM231 117H232V119H233V121H231L232 119H231ZM78 118V119H77ZM80 118V119H79ZM110 118V119H109ZM113 119V121H112V119ZM125 118V119H124ZM143 120H145L144 118H143V116L141 117ZM159 118V119H158ZM164 118V120L162 121L161 119H163ZM172 118V119H173ZM200 118V119H199ZM215 118V119H214ZM69 119V120H68ZM83 119H84V121H83ZM180 119V120H179ZM198 119H199V121H198ZM212 119V120H211ZM213 119H214V121H218V122H222L221 124L220 123H217V122H215V123H217L218 125H222V127H224L223 126V123H224V125H225V123H227V124H229L230 122L229 121H231V123L233 122V123H235L234 124V126L233 127H235V131L237 132L238 131V133H237V135H239V136H241L240 138L237 136H235L236 138H239V139H237L236 140V142H237V144L239 145L240 144V141H241V145L240 146H242V149L243 150H245V151H243V150H240V147L238 146V145H236L237 147H239V149L237 148L236 149V151H238V150H240V151H238L237 153H236V151H234V152H232V153H230V154H232V155H230L229 153L227 154V152H225V153H218L219 152V149H218V146H217V143H215L218 139H220V137H221V133H222V129H220L214 122H213ZM231 119V120H230ZM58 120V122L56 123V121ZM79 120V121H78ZM117 120V121H116ZM167 120V121H166ZM54 121V122H53ZM110 121H112V122H110ZM120 121L122 122V123H124V124H122V125H120L121 123H120ZM162 121V122H161ZM166 121V122H165ZM170 121V120H169ZM168 121V124H170V122ZM187 121V122H186ZM194 121V122H193ZM69 122V123H68ZM83 122V123H82ZM94 122V123H93ZM98 122V123H97ZM119 122V123H118ZM128 123V125H127V123ZM146 122V121H145ZM175 122V123H176ZM199 122V123H198ZM90 123H92L91 125H90ZM105 123V124H104ZM115 123V124H114ZM174 123V122H173ZM189 123V124H188ZM90 126H89V125ZM94 124H96V125H94ZM100 124V125H99ZM101 124H102V126L105 128H107L108 127V129L110 128V129H114L115 127H117V129L115 128L114 130L112 129V130H110V131H106V130H102L101 131ZM112 124V126H109V125H111ZM114 124V125H113ZM120 126H118V125ZM168 124L166 125V126H168ZM183 124H178L179 126H183ZM99 125V126H98ZM105 125V126H104ZM117 125V126H116ZM164 125V124H163ZM163 126V128L164 127H166V126ZM171 125V124H170ZM215 125V126H214ZM101 126V127H100ZM217 126V127H216ZM89 127V128H88ZM92 127V128H91ZM94 127V128H93ZM100 127V128H99ZM102 127V128H103ZM112 127V128H111ZM119 127V128H118ZM221 127V128H222ZM232 127V128H233ZM97 128V129H96ZM100 130H99V129ZM232 130H234V128L232 129ZM9 131L11 132V129L9 128ZM77 131V132H76ZM81 131L83 132V134H81ZM84 131H85V133L86 134H90L89 135V137H87L86 136V134H84ZM101 131V132H100ZM103 131H104V133H103ZM106 131V132H105ZM235 131H233L234 133H235ZM129 133V135H128V133ZM76 133H78V134H76ZM132 133V134H131ZM163 133V132H162ZM80 134V135H79ZM101 134V135H100ZM139 135V136H137V135ZM164 134V133H163ZM236 134V133H235ZM104 135V136H105ZM107 135H108V133H107ZM135 135V136H134ZM165 135V134H164ZM5 136V137H4ZM86 136V137H85ZM8 139H7V138ZM130 137V138H131ZM3 138V139H2ZM149 138V139H148ZM244 138V139H243ZM100 139H102V138H100ZM136 139H138V140H136ZM141 139V140H140ZM152 139V138H151ZM3 140V142L1 143V141ZM13 140V141H12ZM132 140H133V142H132ZM136 140V143H137V141H138V143L141 145H139V144H137V146H136V143L134 142ZM142 140H144L143 141V143H142ZM148 140V142L146 143L145 141H147ZM66 141H70V142H72V141H74V142H72V144H73V146H74V148H71V147H68V148H61V147H63L64 146V142H66ZM78 141V142H77ZM153 141V142H152ZM155 141V142H154ZM7 142V143H6ZM13 142V143H12ZM16 144H15V143ZM123 142V143H122ZM156 143L157 144V150L155 149V148H153V147H155L154 146V144H152V143ZM158 142H160V144H161V147L162 148H160L158 145H159V143ZM210 142H213V144L211 143V145H210ZM10 143V144H9ZM77 143V144H76ZM131 143V144H130ZM135 143V144H134ZM176 146V148H175V152L174 151H170L171 150V147L172 146H174L173 144ZM13 144V145H12ZM134 144V145H133ZM150 144H151V146H150ZM155 144V145H156ZM169 145L170 147V150H169V148L167 147V146H165V145ZM248 144H250V146L248 147ZM253 144L255 145L254 147V150H253V148L251 147V146H253ZM12 145V146H11ZM114 146V145H111L110 147H112L113 149H118V147L120 148V146L118 145V146ZM139 145V146H138ZM164 147H163V146ZM194 145V144H193ZM209 145V146H208ZM214 147H213V146ZM234 145V146H235ZM246 145V147H244ZM130 146V147H129ZM133 146V147H132ZM153 146V147H152ZM174 146V147H175ZM208 146V147H207ZM213 148H212V147ZM235 146V147H236ZM3 147V148H2ZM5 147V148H4ZM124 147H122V149L124 148ZM143 148V150H141V148ZM168 149H167V148ZM174 147H172V149L174 148ZM7 148H8V150H7ZM23 148V149H24ZM124 148V149H125ZM147 148H149V149H146ZM160 148V149H159ZM166 149V151L165 150H162V149ZM180 150H179V149ZM183 148V147H182ZM215 148V149H214ZM216 148H217V150H216ZM249 148V149H248ZM251 148V149H250ZM22 149V150H23ZM121 149V150H122ZM153 151H152V150ZM212 149H214V150H212ZM247 149L248 150H250V152H248L247 151ZM263 151H262V150ZM13 150V149H12ZM11 150V151H12ZM21 150V151H22ZM66 150H67V152H66ZM70 150V151H69ZM154 150H155V152H154ZM159 150V151H158ZM177 150V151H176ZM211 150V151H210ZM3 151V152H2ZM158 151V152H157ZM165 151V152H164ZM218 151V152H217ZM252 151V152H251ZM261 151V152H260ZM2 152V153H1ZM6 152V153H5ZM163 152V153H162ZM184 152V153H183ZM220 152H224L223 150L222 151H220ZM69 153V154H68ZM118 153H121V151L119 152L118 151ZM235 155H234V154ZM6 154V155H5ZM66 154V155H65ZM68 154V155H67ZM168 154V157H166V155ZM4 155V156H3ZM175 155V156H174ZM188 155V154H187ZM10 158H9V157ZM15 156V157H14ZM162 156V157H163ZM13 158V159H12ZM84 158V160L87 162V160H89V158L87 157V156H85V157H83ZM170 158V159H169ZM58 159V160H59ZM15 161V162H14ZM22 161V160H21ZM14 162V163H13ZM163 162V161H162ZM58 163V162H57ZM117 163V165H115L114 166V168L115 169H117V170H119L120 168H121V165L120 164H122V162L120 163V161H118V162H116ZM119 163V164H118ZM159 163L160 162H158L157 164L159 165ZM164 163H160V164H163L164 165V167H165V164ZM14 164H15V166H14ZM18 164H19V166H18ZM59 164V163H58ZM180 164H184V162H181L180 161ZM196 164H197V162H196ZM200 164V163H199ZM230 164V165H229ZM22 165V166H21ZM163 165H159V167L161 166V167H163ZM224 165H225V167H224ZM228 165V166H227ZM67 166H69V165H67ZM175 166V165H174ZM227 166V167H226ZM14 167H16V168H14ZM160 167V168H161ZM163 167V168H164ZM22 168V169H21ZM162 168V169H163ZM228 168H230L231 169V171H229L228 173H226L225 171H228L229 169ZM249 168V169H248ZM201 169V168H200ZM235 169V170H234ZM4 170H5V172H4ZM261 170V171H260ZM218 171V172H217ZM239 171V172H238ZM246 171V172H245ZM39 172V173H38ZM225 172V173H224ZM235 172V173H234ZM260 172V173H259ZM225 174V176H224V174ZM233 173V174H232ZM245 173V174H244ZM207 174V175H206ZM227 174V175H226ZM237 174H239V175H237ZM242 174H244V175H242ZM20 175H21V177H20ZM71 175V176H70ZM231 175H233V176H231ZM19 176V177H18ZM204 176V177H205ZM236 176H238V177H236ZM41 177L42 178H45V179H47V181H45V185H43V183L41 182ZM48 178H51V179H48ZM65 178V179H64ZM84 178V179H83ZM192 177H188V179H191ZM215 179V178H214ZM224 179V180H223ZM230 179V180H229ZM236 179V180H235ZM33 180H35V181H33ZM37 180H39V182H37ZM50 180V181H49ZM226 180H229L227 183H225L226 182ZM57 182V181H59V182H57V183H59L58 185H56V183L55 182ZM64 181V182H63ZM69 182V183H67V182ZM225 181V182H224ZM238 183H237V182ZM50 183V184H47V183ZM67 183V185L66 184H64V183ZM82 182V183H81ZM104 182V181H103ZM103 182L102 181H100V183H99V181H98V187L101 189V190H104V184H106V182H104V184H103ZM194 183V186L195 187H197L196 186V182H199L198 180L195 182V181H193ZM233 184H231V183ZM235 182H236V184H235ZM259 182H261V184L259 183ZM263 182V183H262ZM200 183V182H199ZM199 183H197V185L199 184ZM219 183V184H220ZM225 183V184H224ZM251 183V184H250ZM256 185H255V184ZM35 184V187L33 188V185ZM60 184H63V185H60ZM76 184H79L78 186L76 185ZM230 184V185H229ZM248 184V185H247ZM250 184V185H249ZM260 184V188H258V185ZM46 185H50L49 187H50V189L52 188V190H60L61 191V189H63V190H65V192H70L71 193V195H69V200H66V199H63V198H61L60 199V197H56V195L54 196V195H52V198H50L49 197V199L51 200H53L54 202H56V203H58V204H60V206H59V209L56 211V212H58L59 210H61V211H59L58 213L60 214V216L62 215V213H63V216H61V217H59L58 216V218L60 219L59 221H58V219L56 220V218L55 219H52L51 217L48 219V218H46V217H43V215H41L40 213H36V212H29L28 211V209H27V207L29 208V206L30 207H36V206H38V207H41V205L39 204V203H42V205H45L44 204V202L42 201V199L44 200V198L43 197H45L43 194H41L42 192H41V188L43 187V186H46ZM76 185V186H75ZM228 185V186H227ZM232 185V186H231ZM237 187H236V186ZM255 185V186H254ZM61 186H62V188H61ZM68 186V187H67ZM83 188H82V187ZM183 186V185H182ZM181 186V187H182ZM199 186V185H198ZM240 186H241V188H240ZM248 186V187H247ZM257 186V187H256ZM64 187V188H63ZM66 187V188H65ZM200 187V186H199ZM232 187V188H231ZM235 187V188H234ZM253 189V191L251 190V188ZM78 188H80V190L78 191L77 189ZM183 188V187H182ZM238 188H240V190L238 189ZM247 188V189H246ZM248 188H250L249 190H248ZM237 189V190H236ZM2 190V191H1ZM5 192H4V191ZM182 190H183V192H182ZM243 190H247L248 192H244ZM135 191L136 192H138L139 190H137V189H135ZM236 191V192H235ZM239 191V192H238ZM240 191H242V193L240 192ZM251 191V192H250ZM40 192V193H39ZM53 193H55L56 191H52ZM231 192V193H230ZM233 192V193H232ZM244 192V193H243ZM143 193H145L146 194V192H143ZM196 193V194H195ZM221 193V194H220ZM228 193V194H227ZM240 193V194H239ZM4 194V195H3ZM165 194V195H164ZM169 194H171V195H169ZM235 196H234V195ZM78 195V196H77ZM89 195V196H88ZM159 195V196H160ZM169 195V196H168ZM223 195V196H222ZM231 195V196H230ZM239 195V196H238ZM4 196V197H3ZM90 197V198H89ZM161 197V196H160ZM159 197V198H160ZM168 197V198H167ZM208 197V198H207ZM219 197V198H218ZM20 198V199H19ZM22 198V199H21ZM24 198V199H23ZM33 198V199H32ZM187 198V199H186ZM18 200V201H16V200ZM28 199V200H27ZM31 199V200H30ZM73 199V200H72ZM25 200V201H24ZM27 200V201H26ZM35 200V201H34ZM42 202H41V201ZM51 200V201H52ZM157 204H160V202H161V200H159L158 199V197H157ZM182 200V201H183ZM260 202H259V201ZM14 201V202H13ZM16 201V202H15ZM24 201V202H23ZM45 201V200H44ZM52 201V202H53ZM69 201V202H68ZM73 203H72V202ZM75 201V202H74ZM83 201V202H84ZM183 201V202H184ZM11 202V203H10ZM13 202V203H12ZM171 202V201H170ZM201 202V203H200ZM259 202V203H258ZM262 202V203H261ZM21 203V204H20ZM23 203V204H22ZM38 203V204H37ZM86 203V202H85ZM200 203V204H199ZM233 203V204H232ZM241 203V204H240ZM12 204V205H11ZM25 204H26V206H25ZM61 204L63 205V206H61ZM67 204V205H66ZM74 204V205H73ZM87 204H89V203H87ZM86 204V205H87ZM230 204H232V205H230ZM16 205V206H15ZM198 205H196L197 207H198ZM237 205V206H236ZM89 206V205H88ZM85 207V209H87L88 208V210H91V209H89L90 207ZM196 206H193L194 208L196 207ZM205 206V207H204ZM228 206V207H227ZM13 207V208H12ZM60 207H62V209L64 208L65 209V211L64 210H62ZM187 207V206H186ZM185 207V211L186 210H190L189 208H186ZM259 207L261 208V210L259 209ZM263 207V208H262ZM17 210H16V209ZM76 208V207H75ZM5 209V210H4ZM178 210H182V209H184L183 207L182 208H177ZM21 210V211H20ZM258 210V211H257ZM3 211V212H2ZM69 211V212H68ZM193 211V210H192ZM222 211V212H221ZM263 211V212H262ZM13 212V213H12ZM15 212V213H14ZM17 212V213H16ZM194 212H196V210H194ZM193 212V213H194ZM224 212V213H223ZM9 215H8V214ZM26 215H25V214ZM197 213V212H196ZM196 213H194V214H196ZM210 213V214H209ZM256 213V214H255ZM263 214V215H261V214ZM19 214V215H18ZM255 214V215H254ZM206 215V216H205ZM208 215H209V217H208ZM224 215V216H223ZM22 216V217H21ZM27 216V217H26ZM30 216V217H29ZM138 216V217H137ZM250 216V217H249ZM29 217V218H28ZM134 217H135V215H133V217H131L133 220H134ZM140 217H141V219H142V216H139V215H136V217H135V220L137 219H139V220H141L140 219ZM204 217V218H203ZM259 217H260V219H259ZM263 217V218H262ZM36 218V219H35ZM42 218V219H41ZM54 218V217H53ZM10 219V220H9ZM65 219V220H64ZM80 219L82 220L83 219V223H81V229H75V227L76 228H79V227H77V225H75V223H78L79 221H80ZM14 220V221H13ZM45 220H47V221H45ZM50 220V221H49ZM63 220V221H62ZM201 220H203V221H201ZM256 220V221H255ZM17 221V222H16ZM44 221V222H43ZM53 221V222H52ZM68 223V221H69V224H70V226H69V224L67 225V223ZM73 222L72 224H71V222ZM77 221V222H76ZM255 221V222H254ZM37 222V223H36ZM58 222V223H57ZM61 222V224H59ZM199 222V223H198ZM201 222V223H200ZM251 222V223H250ZM39 223V224H38ZM64 225H63V224ZM66 223V224H65ZM262 223V222H261ZM2 224V225H1ZM5 224V225H4ZM7 224V225H6ZM88 224H91L92 226H94V227H91V225H88ZM95 224V225H94ZM99 224H100V226H105V228L103 229L104 231L105 230H107L106 231V234H104L105 232L102 230V227L100 228V226H99ZM249 224V225H248ZM250 224H252V225H250ZM44 225V226H43ZM49 225V226H48ZM72 225H73V227H72ZM210 225V226H209ZM13 226V227H12ZM46 226V227H45ZM55 226V227H54ZM66 226V227H65ZM99 226V227H98ZM195 226V230H197L198 228H196L197 227V225H194ZM194 226H193V229H194ZM249 226V227H248ZM9 227V228H8ZM19 227V228H18ZM30 227V228H29ZM209 228V229H206V228ZM253 227V228H252ZM13 228V229H12ZM58 228V229H57ZM94 228H95V230H94ZM100 228V229H99ZM169 228V229H168ZM171 227H167L166 228V235H168V234H170V233H172V234H174V235H178L177 233L178 232H174V230L172 231L171 229H170ZM214 228V229H213ZM99 229V230H98ZM119 229H121V228H119ZM212 229V230H211ZM16 230V231H15ZM23 230V231H22ZM41 230V231H40ZM47 230V231H46ZM61 230H62V232H61ZM94 230V231H93ZM96 230H98V231H96ZM100 230H102V233H101V231ZM168 230V231H167ZM171 230V231H170ZM4 231V235L6 234V235H8V236H3V234H2V232ZM11 231H12V233H11ZM21 231V232H20ZM31 231V232H30ZM59 231V232H58ZM79 231V232H78ZM194 231V230H193ZM256 231V232H255ZM167 232H169L168 234H167ZM216 232V233H215ZM219 232V233H218ZM16 233V234H15ZM34 233V234H33ZM51 233H53V234H51ZM60 233H61V235H60ZM122 231H120L119 230V235H121L122 236ZM188 233H191V232H185V230H184V234H188ZM200 233H202V232H200ZM211 233V234H210ZM213 233H214V235H213ZM251 233V234H250ZM15 234V235H14ZM39 234V235H38ZM51 234V235H50ZM80 234V235H79ZM82 234V235H81ZM84 234V235H83ZM118 234V233H117ZM156 234H158V236H160V235H162L163 236V234H164V231H163V234H162V232H160V235H159V233H156ZM101 237H100V236ZM58 236V237H57ZM67 236H69V237H67ZM99 236V237H98ZM103 236V237H102ZM6 237H8L7 239H4V238H6ZM56 237H57V241H56ZM110 237V238H109ZM196 237L198 238L197 240H201V238H199V236H198V234H197V236H196V234H195V237H193V238H195L196 239ZM99 238V239H98ZM114 239L113 241L111 240V239ZM117 238H119V239H117ZM163 238V237H162ZM217 238V237H216ZM252 238V239H251ZM15 239V240H14ZM60 239H61V241H60ZM105 239V240H104ZM108 241H107V240ZM123 239V240H122ZM10 240V241H9ZM65 240H66V242H65ZM75 240V241H74ZM77 240V241H76ZM121 240V241H120ZM125 240V241H124ZM205 240V239H204ZM250 240V241H249ZM254 240V241H253ZM6 241V242H5ZM50 241V242H49ZM56 241V242H55ZM199 241H197L198 243L197 244H195L194 245V248L196 247V249L198 250H194L193 252H199V251H203L204 250V248L206 247L205 245H207V244H205V243H207V239L205 240V242L203 243V242H199ZM252 241V242H251ZM3 242V243H2ZM7 242L9 243V244H7ZM17 242V243H16ZM19 242V243H18ZM105 244H104V243ZM7 245H6V244ZM14 243V244H13ZM33 243V244H32ZM251 243V244H250ZM3 244H5V245H3ZM19 244V246L18 247H20V244H22L21 246H23V248L25 247V249L26 250H28V251H25L22 247H21V249H23V250H21V249H18V247H17V245ZM77 244V245H76ZM111 244V245H110ZM179 244H182V247L183 248H181V249H186V247L188 246H185V243H183V242H181L180 241V243ZM204 245V246H202V245ZM255 244V243H254ZM255 244V245H256ZM13 245V246H12ZM43 245V246H42ZM103 245V246H102ZM107 245V246H106ZM201 245V246H200ZM247 245H249L250 247H248ZM262 245V246H261ZM16 246V247H15ZM50 246V247H49ZM52 246V247H51ZM55 246V247H54ZM97 246V247H96ZM119 246V247H118ZM169 246H171L170 244H168L167 245V249H169L170 247ZM181 246V245H180ZM144 247V246H143ZM169 247V248H168ZM261 247V248H260ZM44 248V249H43ZM47 248V249H46ZM51 248V249H50ZM129 248H131V249H129ZM207 248V247H206ZM31 250V252H33V253H31L30 252V250ZM38 249V250H37ZM109 249V250H108ZM118 249V250H119ZM166 249V250H167ZM189 249V248H188ZM186 250V251H191V249L190 250ZM8 250V251H7ZM82 250V251H81ZM102 252H101V251ZM140 250H143L142 249V247L140 248ZM7 251V252H6ZM14 251H16V252H14ZM38 251V252H37ZM40 251V252H39ZM88 251H90V252H88ZM98 251V252H97ZM105 251V252H104ZM107 251V252H106ZM169 251H171V250H168L167 252V254H169L168 256L169 257H171V255H170V253H169ZM185 251V253L183 254V255H185L184 257H188L189 255L193 258L194 256H193V252H186ZM201 251V252H202ZM29 252V253H28ZM54 252V253H53ZM80 252V253H79ZM82 252V253H81ZM88 252V253H87ZM111 252V253H110ZM6 253V254H5ZM9 253V254H8ZM13 255H12V254ZM24 253V254H23ZM57 253V254H56ZM84 253V254H83ZM86 253L88 254V256H90V257H88L87 255H86ZM94 253H95V255H96V257H94L95 255H94ZM104 253H110V254H112L113 253V255L111 256L110 254H109V256L108 255H106V254H104ZM137 253V254H136ZM19 254V255H18ZM21 254V255H20ZM29 254V255H28ZM46 254V255H45ZM56 254V255H55ZM144 254V253H143ZM146 254V253H145ZM148 254V253H147ZM150 254V253H149ZM2 255V256H1ZM34 257H33V256ZM76 255V256H75ZM79 257H78V256ZM94 255V256H93ZM101 255V256H100ZM104 255H105V258H104ZM13 256V257H12ZM18 256V257H17ZM20 256V257H19ZM23 256L24 257H27V258H23ZM43 256V257H42ZM76 258H75V257ZM82 256H85V257H83V259H82ZM100 256V257H99ZM107 256H108V258H107ZM113 256H114V258H113ZM5 257V258H4ZM6 257H8V258H6ZM10 257V258H9ZM22 257V260H20V258ZM30 257V258H29ZM39 257V258H38ZM81 257V258H80ZM111 257V258H110ZM132 257V256H131ZM145 257V256H144ZM13 258V259H12ZM33 258V259H32ZM98 260H97V259ZM99 258H101V261L99 262ZM104 258V259H103ZM168 257H166V258H164L165 260L167 259ZM2 259H3V261H2ZM4 259L5 260H7L8 259V261H4ZM23 259L25 260V261H23ZM36 259H37V261H36ZM76 259H78V260H76ZM85 259H86V261H85ZM96 259V260H95ZM106 259L110 262V261H112V263H109V262H107L106 261ZM28 260V262H29V264L31 263L30 261ZM33 260V261H32ZM80 260V261H79ZM83 260V261H82ZM94 260V261H93ZM168 260H169V258H168ZM13 261V262H12ZM21 263H20V262ZM79 261V262H78ZM82 261V262H81ZM85 261V262H84ZM135 261H137V260H135ZM167 261V260H166ZM18 262V263H17ZM27 262V263H28ZM33 262H35V263H33ZM51 262V263H50ZM81 262V263H80ZM87 262V263H86ZM107 262V263H106ZM254 261H249L248 262V260H246V261H244V263H239V264H259V262H254ZM26 263V264H27ZM146 263V262H145ZM47 264V263H46ZM147 264V263H146ZM160 264H169V262L167 261V263L165 262V261H163V262H161ZM260 264H263V263H260Z\"/></svg>",
	"mask_w": 264,
	"mask_h": 264
}]
</instances>
